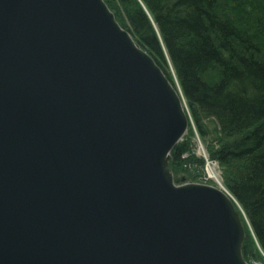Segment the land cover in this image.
<instances>
[{
    "label": "water",
    "instance_id": "1",
    "mask_svg": "<svg viewBox=\"0 0 264 264\" xmlns=\"http://www.w3.org/2000/svg\"><path fill=\"white\" fill-rule=\"evenodd\" d=\"M188 122L103 0H0V264H247L234 200L168 169Z\"/></svg>",
    "mask_w": 264,
    "mask_h": 264
},
{
    "label": "trees",
    "instance_id": "2",
    "mask_svg": "<svg viewBox=\"0 0 264 264\" xmlns=\"http://www.w3.org/2000/svg\"><path fill=\"white\" fill-rule=\"evenodd\" d=\"M106 1L121 27L175 78L199 137L211 138L208 159L249 224L242 256L264 264V0ZM191 133L170 153L173 174L196 160Z\"/></svg>",
    "mask_w": 264,
    "mask_h": 264
},
{
    "label": "rangeland",
    "instance_id": "3",
    "mask_svg": "<svg viewBox=\"0 0 264 264\" xmlns=\"http://www.w3.org/2000/svg\"><path fill=\"white\" fill-rule=\"evenodd\" d=\"M103 2L105 3V5L108 8V10H110L112 12L116 22L119 24V22L116 19V16H115L114 12L109 7L108 2L106 0H103ZM120 27H121V25H120ZM130 36H131V34H130ZM132 39H133V37H132ZM162 73L165 75L166 79L168 80L170 85L173 87V89L182 98V105L184 106V110H185V112L187 114L188 121H189L188 122V131H187L186 136H188V132L189 131L192 132L191 133V138L189 139V142L192 144L194 158L196 159V160L192 161L193 164H191V166L188 165L187 163L186 164H182V166L180 168H176L173 171L174 174L171 173L172 177H173V180H174V183L176 185L197 184V185L210 186V187H213V188L217 189V188H219L217 183L213 179H208L207 173H206V164H207V161H209V162L213 163L216 166V170L215 171H216V173H218V180L222 184L221 170H220L217 162L209 160L208 157H207V153H206V146H207V144H211V140H210L211 138H209V140L207 142L201 140V138L199 137V135L197 133L196 127H195L194 123L192 122V120L190 118V115L188 113V108H187L186 103H185V101H184V99L182 97L180 88H179L177 82L175 81V78L171 77V79H170L163 71H162ZM185 159H186V156H183V160L184 161H186ZM201 159L204 161V167L202 169L199 167V165L197 163V161L201 160ZM232 204H233V207H234V211L237 213L238 218L240 220V223L242 224V228H243V232H244V238H245L246 231L248 232V234H251L249 224H248V222H247V220L245 218L244 213L242 212L241 208L239 207V205L237 203H235V201ZM242 258L245 261L243 256H242ZM245 262L247 264H263L260 261H254V260L250 261V262H248V261H245Z\"/></svg>",
    "mask_w": 264,
    "mask_h": 264
},
{
    "label": "bare ground",
    "instance_id": "4",
    "mask_svg": "<svg viewBox=\"0 0 264 264\" xmlns=\"http://www.w3.org/2000/svg\"><path fill=\"white\" fill-rule=\"evenodd\" d=\"M122 29L125 30L126 32H128L123 27H122ZM215 170H216V166L213 163L207 161V164H206V173H207L208 179H213L217 183V185L219 186V188H217V189H219L227 198L231 199L232 197L228 194V192L225 190V188L223 187V185L219 182V180H218V173H216Z\"/></svg>",
    "mask_w": 264,
    "mask_h": 264
}]
</instances>
